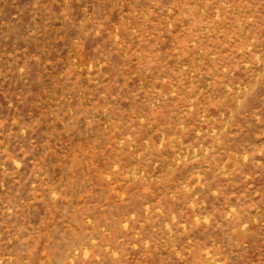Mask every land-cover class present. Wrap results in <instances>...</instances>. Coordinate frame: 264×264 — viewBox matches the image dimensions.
I'll return each mask as SVG.
<instances>
[{"label": "rangeland", "instance_id": "1", "mask_svg": "<svg viewBox=\"0 0 264 264\" xmlns=\"http://www.w3.org/2000/svg\"><path fill=\"white\" fill-rule=\"evenodd\" d=\"M0 264H264V0H0Z\"/></svg>", "mask_w": 264, "mask_h": 264}]
</instances>
